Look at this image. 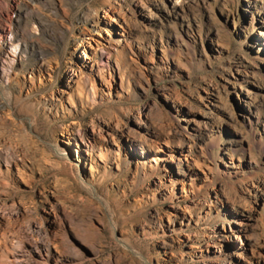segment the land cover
Masks as SVG:
<instances>
[{
	"label": "rangeland",
	"instance_id": "1",
	"mask_svg": "<svg viewBox=\"0 0 264 264\" xmlns=\"http://www.w3.org/2000/svg\"><path fill=\"white\" fill-rule=\"evenodd\" d=\"M0 264H264V0H0Z\"/></svg>",
	"mask_w": 264,
	"mask_h": 264
}]
</instances>
